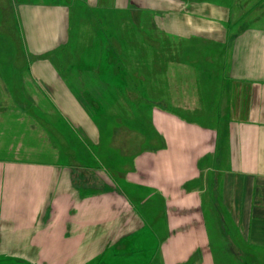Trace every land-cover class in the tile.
Here are the masks:
<instances>
[{
    "label": "crops",
    "instance_id": "obj_1",
    "mask_svg": "<svg viewBox=\"0 0 264 264\" xmlns=\"http://www.w3.org/2000/svg\"><path fill=\"white\" fill-rule=\"evenodd\" d=\"M19 6L36 59L30 94L0 95V264H264V0ZM82 8L96 42L72 32ZM151 28L162 103L149 145L122 152L112 119L149 102ZM68 45L82 62L62 61ZM103 143L130 159L117 176L78 155Z\"/></svg>",
    "mask_w": 264,
    "mask_h": 264
},
{
    "label": "rangeland",
    "instance_id": "obj_2",
    "mask_svg": "<svg viewBox=\"0 0 264 264\" xmlns=\"http://www.w3.org/2000/svg\"><path fill=\"white\" fill-rule=\"evenodd\" d=\"M19 1L20 0H0V95L30 94L28 89L29 83H27L28 86H24V78H26L25 70L28 68L30 63L35 61L34 59H36V57L34 55H31L28 51L27 38L25 37L23 28L25 27V31L29 28L27 24H23V22L21 21V6H19ZM143 14L152 16L149 12L143 13L141 9L136 10V8H132V10H130L123 8L121 18L123 20L126 19L129 22L130 17H140ZM96 17H98L96 8L93 10L82 8V11L80 10L79 13H75L72 17V20L76 18L74 24L72 25L73 34L74 32H76V35H78L79 33V36L82 35V39H88L87 42H96L95 36H97V33L95 29H92V27L95 28V26H97ZM128 22L126 21L127 24ZM94 24L95 26H93ZM150 25L151 24L149 23V27H151ZM76 29L77 31H75ZM149 30V79H147L149 81V102H139L135 105L134 103H132L131 105L133 107L137 105L139 110L135 113H132L133 115L130 118L125 117L123 114L120 119H112V124L122 129V132H120V136L122 139L121 146L123 148L122 152H124V148H126L127 145L130 147V150H135L137 148L140 149L145 143H148L149 145V134L151 133L150 137L153 136V127L151 123L150 112L153 107L160 106L162 103L157 102L160 99V96H162L163 92L161 72L162 54H153L155 50L160 51L161 41L157 36L151 35L152 33H154L152 28ZM92 31H94L95 34L94 38H90V36L92 35ZM127 32L130 31L127 30ZM80 41L82 42L83 40ZM124 41L125 43L129 44L130 39L128 38L123 40V42ZM131 48H134V46H131ZM128 51L129 45L123 44V62H126L124 59L127 58ZM61 52V59L63 62H82L83 58L80 48L74 51V48L68 45L65 49L63 47V50ZM137 57L141 56L137 55ZM155 66L158 70L155 69ZM44 89L46 90V88ZM130 89L132 88H123V91L127 92V90L129 91ZM137 90V94L140 97H144V83L142 87H137ZM145 105H147L146 110L140 111ZM43 122L47 124L48 127H50L47 120H43ZM108 129L109 128L106 127V130ZM142 133H144V136H147L148 141L141 139ZM108 149L109 148L107 144L103 143L102 147L100 146L98 150L97 147H94L91 151L92 153L88 156L84 152H78V148L72 150L71 153L72 155L75 154L76 156L78 152V155L83 157V160L89 158L90 161L95 163L96 166H98L100 164V161H102L105 169L113 174L116 173L117 176L119 174H117L116 170H120L122 168V165L124 163H128L130 159H127L125 154L120 150L113 151L112 148H110V150ZM95 154H98L99 157H97ZM90 175L92 176V173H90ZM86 177L87 176H85L84 178ZM90 181L91 185L93 184L92 188H96V186H94L96 184L93 181L92 177H90Z\"/></svg>",
    "mask_w": 264,
    "mask_h": 264
}]
</instances>
